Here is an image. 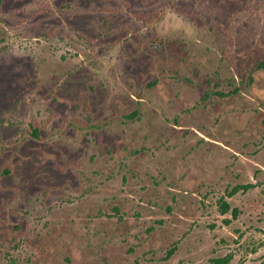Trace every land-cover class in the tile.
<instances>
[{"label": "rangeland", "instance_id": "obj_1", "mask_svg": "<svg viewBox=\"0 0 264 264\" xmlns=\"http://www.w3.org/2000/svg\"><path fill=\"white\" fill-rule=\"evenodd\" d=\"M258 35L264 0H0V264H264V84L208 106Z\"/></svg>", "mask_w": 264, "mask_h": 264}, {"label": "flooded vegetation", "instance_id": "obj_2", "mask_svg": "<svg viewBox=\"0 0 264 264\" xmlns=\"http://www.w3.org/2000/svg\"><path fill=\"white\" fill-rule=\"evenodd\" d=\"M153 47H156L159 49V51L164 52L165 48L163 45V42L160 43H152ZM168 49L170 51H175L176 49L174 47L169 46ZM240 53L238 55V58L240 55L242 56V60H239V77L235 76L232 79L226 80L222 83H224L225 86L230 87V91H221V92H215L213 95V98L209 102V108L215 111L216 113L228 112L231 110L232 107H226L221 108V105L224 106L225 101L219 102V96L222 97H228L229 92L231 94L240 95L241 97L245 94L247 90H249L251 87L256 88L255 84H264V38L263 36H257L256 38L252 39L251 46L243 45V47L238 50ZM196 75H198V71L195 70L194 72ZM195 79L198 78L197 76L194 77ZM188 81V80H185ZM191 82V81H188ZM206 94L204 93L203 96L199 99V104L201 107L206 105ZM261 102V101H260ZM259 101L254 105V108H258L263 102L260 103ZM200 109V108H199ZM199 109H196L198 111ZM218 114V113H217ZM133 114L129 116L132 118ZM264 116L263 111L258 112V116L255 115V117L252 115V124L259 121L260 117ZM129 117H127L129 119ZM249 119V117H238L236 119V123L241 125V128H243L245 122ZM212 131H207L206 129L202 133L199 129L194 128V133L200 138V140L203 142V145H206V147L214 145L215 147L219 148H225L227 145V141L218 140L213 135ZM210 132V133H208ZM215 132V131H214ZM228 148V147H227ZM253 186L252 185H238L231 191V195H234L242 190H249ZM229 205V204H228ZM229 212L232 211L233 218H237L240 214V211L237 208L231 209V206L229 205Z\"/></svg>", "mask_w": 264, "mask_h": 264}, {"label": "trees", "instance_id": "obj_3", "mask_svg": "<svg viewBox=\"0 0 264 264\" xmlns=\"http://www.w3.org/2000/svg\"><path fill=\"white\" fill-rule=\"evenodd\" d=\"M31 128H32V136L37 138V139H41V134H40V129H41V123L38 121V119H33L31 122ZM4 172L6 174H10L12 172V165L11 164H7L4 167ZM229 205L227 203H223V212L224 213H228L229 212Z\"/></svg>", "mask_w": 264, "mask_h": 264}]
</instances>
